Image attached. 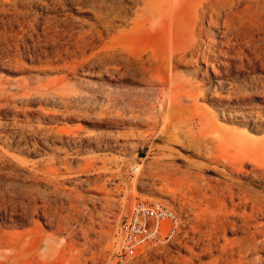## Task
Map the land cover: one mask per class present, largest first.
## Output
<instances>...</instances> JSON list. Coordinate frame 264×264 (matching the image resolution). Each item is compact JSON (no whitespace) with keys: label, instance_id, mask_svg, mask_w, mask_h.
<instances>
[{"label":"rangeland","instance_id":"rangeland-1","mask_svg":"<svg viewBox=\"0 0 264 264\" xmlns=\"http://www.w3.org/2000/svg\"><path fill=\"white\" fill-rule=\"evenodd\" d=\"M142 6L0 0V264H117L138 199L183 229L127 264H225L244 234L264 241V0L205 17L176 52L170 21L134 27Z\"/></svg>","mask_w":264,"mask_h":264},{"label":"bare ground","instance_id":"bare-ground-1","mask_svg":"<svg viewBox=\"0 0 264 264\" xmlns=\"http://www.w3.org/2000/svg\"><path fill=\"white\" fill-rule=\"evenodd\" d=\"M139 1V0H138ZM144 2V7L142 9V12L138 15V18L136 19V21H134L135 23V28H140V27H145L147 25V30L150 32H153L154 34H158L159 32L165 27V24H171L174 28V35L175 36V41L173 42V48H172V52H176L177 50H179V46L181 45V40H183L182 38H184V45L183 46H188L187 48H193L195 45L198 46L197 43V39H196V34L195 32H199V34H201V36H203L202 34H206L205 31V27L206 25L203 23V20L205 19V17L209 16L212 19V22H214V17H221L223 15V13H225V15H227L228 13H230L235 7L237 6H251L253 4L256 3V0H142ZM258 3V2H257ZM140 4V3H139ZM143 4V3H142ZM140 4V6L142 5ZM243 7V9H244ZM253 7V6H252ZM251 8V7H250ZM259 8V7H258ZM256 8V10L258 9ZM254 9V8H253ZM141 10V8H140ZM247 10V9H246ZM250 11V10H249ZM253 11V10H252ZM258 11V10H257ZM257 11L254 13L256 14ZM261 11V10H260ZM240 12V11H239ZM259 12V11H258ZM260 13V12H259ZM234 14V13H233ZM242 14V13H241ZM262 15V14H261ZM136 18V17H135ZM134 18V19H135ZM234 18V17H233ZM259 18V16H258ZM262 19V18H261ZM168 21H170L171 23H169ZM262 21V20H261ZM226 22V21H225ZM226 25V24H225ZM209 26V25H208ZM253 26V25H252ZM262 26V23H261ZM224 27V26H223ZM241 27V26H240ZM208 28V27H207ZM143 29V28H142ZM214 29V28H213ZM212 29V30H213ZM146 30V29H145ZM231 31V30H230ZM236 31V30H235ZM207 35V34H206ZM222 35V34H221ZM247 35V33H246ZM200 36V37H201ZM255 36V35H254ZM158 37V36H156ZM172 37V36H171ZM238 37V36H237ZM252 36L249 37V39ZM262 39V36H260ZM233 38V37H232ZM231 38V39H232ZM198 39H200L198 37ZM252 39H256L252 38ZM247 40V39H246ZM248 42L251 41L247 40ZM246 41V44H248ZM263 41V40H262ZM261 41V42H262ZM238 43V41H236ZM241 41H239L240 43ZM255 41H253L251 44H253ZM235 43V44H237ZM264 43V42H263ZM163 43H160V41L158 40V38L156 39V44H155V49L157 51H160L161 47H162ZM172 44V43H171ZM200 44V43H199ZM228 44V42H227ZM230 44V42H229ZM194 45V46H193ZM250 45V44H249ZM258 45V44H257ZM264 45V44H263ZM200 46V45H199ZM248 46V45H247ZM256 46V45H255ZM163 48V47H162ZM181 48V47H180ZM182 49V48H181ZM197 49V48H196ZM195 49V50H196ZM229 49V48H228ZM240 49V48H239ZM194 50V51H195ZM241 50V49H240ZM244 50V49H242ZM241 50V51H242ZM183 51V49L181 50ZM188 51V49H187ZM186 51V53H187ZM223 51V50H222ZM228 51V50H227ZM153 52V51H151ZM204 52V51H203ZM255 52V50L253 51ZM263 52V51H262ZM183 53V52H181ZM189 53V52H188ZM193 53V52H192ZM197 53V52H196ZM208 53V52H207ZM240 53V52H238ZM258 53V52H257ZM260 53V50H259ZM148 54V53H147ZM233 54V53H232ZM246 54V53H245ZM261 54V53H260ZM155 55V54H154ZM161 55V54H159ZM158 55V56H159ZM164 55V54H163ZM240 55V54H239ZM180 56V55H179ZM198 56V55H197ZM220 56V55H219ZM238 56V54H237ZM243 56V55H242ZM262 56V55H261ZM236 57V56H235ZM247 57V56H246ZM259 57V56H258ZM157 58V57H156ZM161 58V57H160ZM202 58V57H201ZM208 58V57H207ZM238 58V57H237ZM243 58V57H242ZM154 59V58H153ZM163 59V58H162ZM198 59V58H197ZM205 59V58H204ZM232 59V58H231ZM235 59V58H234ZM241 59V58H240ZM239 59V60H240ZM258 59V58H257ZM264 59V58H263ZM238 60V61H239ZM242 61V60H241ZM255 61V60H254ZM149 62V61H148ZM155 62V60H154ZM225 63V61H224ZM150 64V63H149ZM36 135V134H35ZM37 163V162H36ZM262 164V163H260ZM257 167L258 171L264 172V165H260ZM256 165V163H255ZM53 169V168H52ZM61 169V168H60ZM51 173V172H50ZM35 177V176H34ZM33 180V179H31ZM36 182V181H35ZM224 186H228V185H224ZM34 188V187H33ZM228 188V187H227ZM215 189V187H214ZM211 191V190H210ZM217 191V190H215ZM219 191V190H218ZM220 192V191H219ZM241 192V190H240ZM213 193V190L212 192ZM218 193V192H217ZM228 193V192H226ZM237 193V192H234ZM243 193V191H242ZM229 194V193H228ZM227 194V195H228ZM202 195V194H201ZM225 195V194H224ZM243 195V194H242ZM204 196V194H203ZM213 196V195H212ZM219 196V195H217ZM237 196V194H236ZM229 197V196H227ZM238 197V196H237ZM226 198V197H225ZM36 199V198H35ZM215 199V198H214ZM206 200V199H205ZM204 200V202H205ZM208 200V199H207ZM210 200V199H209ZM228 200V199H227ZM233 200V199H232ZM252 200V199H251ZM216 201V200H215ZM224 201V200H223ZM236 201V200H235ZM244 201V200H243ZM255 201V200H254ZM213 202V201H212ZM229 202V201H228ZM233 202V201H231ZM217 203V201H216ZM219 203V202H218ZM217 203V205H218ZM245 203V202H244ZM250 203V202H249ZM257 203V202H256ZM255 203V204H256ZM37 204V203H36ZM215 204V203H214ZM239 204H241L239 202ZM260 204V203H259ZM262 204V202H261ZM220 205V204H219ZM232 205V204H231ZM235 205V204H234ZM257 206H254L252 210L253 213H260L263 211V204L262 206H258V203L256 204ZM216 206V205H215ZM229 206V204H228ZM239 206V205H238ZM252 206V205H251ZM231 207V206H230ZM236 207V206H235ZM238 208V207H237ZM241 208H243L241 206ZM233 212V211H232ZM239 213V212H238ZM230 214V212L228 213ZM232 217H235V213L232 214ZM219 215H217L218 217ZM226 216V215H225ZM245 216V215H244ZM256 216V215H255ZM221 217V216H220ZM219 217V219H214L215 222H212V224H214L215 228L218 226H220L221 222L225 221L222 220ZM224 217V216H223ZM231 217V218H232ZM257 217V216H256ZM240 218V216L238 217ZM246 218V217H245ZM244 218V219H245ZM229 219V218H228ZM252 219V218H251ZM235 219H232V221ZM247 220V219H246ZM245 220V221H246ZM255 220V219H254ZM252 220V221H254ZM228 222V221H227ZM248 222H250L248 220ZM229 223V222H228ZM243 223V222H242ZM246 223V222H245ZM209 224V222H208ZM227 224V223H226ZM233 224V223H232ZM236 224H238L236 222ZM247 224V223H246ZM252 224V223H251ZM254 224V223H253ZM225 225V224H224ZM239 225H243V224H239ZM250 225V224H249ZM257 225V224H256ZM207 226H211L207 225ZM223 226V225H222ZM245 226V225H244ZM243 226V228H244ZM251 226V225H250ZM233 227L235 228V225H233ZM237 227V226H236ZM240 227V226H239ZM242 227V226H241ZM214 228V229H215ZM210 229V228H209ZM222 230V228H220ZM245 229V228H244ZM256 230V228H254ZM253 229V230H254ZM258 229V228H257ZM219 230V231H221ZM230 230V229H227ZM238 230V229H237ZM250 230V229H249ZM218 231V229H217ZM224 232V230H223ZM226 232V231H225ZM217 233V232H216ZM215 233V234H216ZM246 233V232H245ZM260 232H256L254 234H251L252 236L250 237H244L243 239H240L239 242H237V244L233 247L234 250L235 248L237 249L236 252L232 251L230 254V259H232L231 261H224L225 264H234V263H238V264H249L248 262H244V259L247 258V256L250 254V252H254V251H262L261 249H264L262 247H264V241L262 243H257L255 240V236L256 234H259ZM262 233V232H261ZM214 234V232H213ZM214 234V235H215ZM221 234V233H220ZM264 234V232L262 233ZM260 234V236L262 235ZM212 235V234H211ZM213 235V236H214ZM223 236V234L221 235V237ZM259 236V235H258ZM215 237V236H214ZM216 238V237H215ZM211 239V238H210ZM259 239V238H258ZM218 240V239H217ZM221 241V240H220ZM225 241V240H224ZM236 242V241H234ZM259 242V241H258ZM218 244V243H217ZM216 244V245H217ZM228 244V243H227ZM230 244V243H229ZM208 245V244H207ZM211 245V244H210ZM230 246V245H229ZM209 247V246H208ZM228 247V245H227ZM214 248H216L214 246ZM218 248V247H217ZM211 249V248H210ZM231 249V248H230ZM227 250V249H226ZM230 250H228L229 252ZM224 252V251H223ZM221 253V252H220ZM260 253V252H259ZM25 254V253H24ZM23 254V255H24ZM226 254V253H225ZM22 255V254H21ZM251 255V254H250ZM261 255V254H260ZM212 256V255H211ZM223 256V255H222ZM219 255V257L224 258ZM227 256V255H226ZM252 257V256H251ZM258 258V257H257ZM261 258V256L259 257ZM214 259V258H213ZM262 259V258H261ZM223 260V259H222ZM250 260V259H249ZM259 260V259H258ZM211 261V260H210ZM261 262V260H259ZM223 262V261H222ZM31 264L33 262H30ZM218 263V262H217ZM36 264V263H35ZM209 264V263H208ZM223 264V263H222ZM264 264V263H263Z\"/></svg>","mask_w":264,"mask_h":264},{"label":"built area","instance_id":"built-area-1","mask_svg":"<svg viewBox=\"0 0 264 264\" xmlns=\"http://www.w3.org/2000/svg\"><path fill=\"white\" fill-rule=\"evenodd\" d=\"M182 229V217L171 205L138 199L120 224V247L115 261L127 264L145 248L169 244L179 237Z\"/></svg>","mask_w":264,"mask_h":264}]
</instances>
